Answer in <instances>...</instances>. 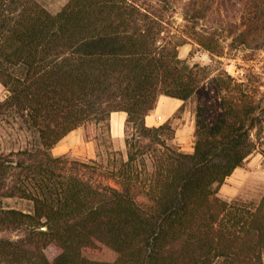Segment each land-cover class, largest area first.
Instances as JSON below:
<instances>
[{"label":"trees","instance_id":"1","mask_svg":"<svg viewBox=\"0 0 264 264\" xmlns=\"http://www.w3.org/2000/svg\"><path fill=\"white\" fill-rule=\"evenodd\" d=\"M160 8L69 0L51 13L37 0H0V123L34 135L0 154V264H264V196L253 206L220 194L259 146L264 155V98L220 70L221 113L208 121L203 108L192 152L169 142L168 120L148 126L160 96L186 102L207 70L180 58L193 32ZM116 111L127 113V159L112 151L103 168L53 154L87 124L111 140ZM11 197L33 211L1 205Z\"/></svg>","mask_w":264,"mask_h":264},{"label":"rangeland","instance_id":"2","mask_svg":"<svg viewBox=\"0 0 264 264\" xmlns=\"http://www.w3.org/2000/svg\"><path fill=\"white\" fill-rule=\"evenodd\" d=\"M37 1L49 12L57 13L69 0ZM146 1L159 2L162 5L161 13L171 20L174 28H183L186 24L190 26L194 40L179 47V56L190 65L207 69L196 93L182 102L179 109L167 119L171 126L169 142L183 152L190 153L194 146L196 119L202 114L203 108L208 121L216 120L221 113L219 91L212 79L214 74L226 70L252 90L256 100L264 98V0ZM188 2H192L187 10L193 17L189 23L183 18L186 11L184 6ZM198 40H205L207 44L212 41L210 46L217 51L210 52ZM218 51L221 56L217 55ZM5 95L6 91L0 85V98ZM163 96L159 97L156 108ZM156 108L153 113L158 116ZM33 136L31 132L19 129L18 124L0 123V154L18 150L30 143ZM252 138L256 142V129L252 132ZM112 151L115 152L116 160L127 159L125 135L122 142L115 141L113 137L111 140L102 139L100 130L93 124L80 126L53 148L55 156L66 155L69 159L82 162L96 160L103 168L113 164L108 161L110 156L112 158ZM261 152L262 147L259 146L244 165L226 179L220 190L222 197L253 206L260 202L264 196V155ZM1 205L25 212L33 211V204L19 197L3 198Z\"/></svg>","mask_w":264,"mask_h":264},{"label":"crops","instance_id":"3","mask_svg":"<svg viewBox=\"0 0 264 264\" xmlns=\"http://www.w3.org/2000/svg\"><path fill=\"white\" fill-rule=\"evenodd\" d=\"M182 100L163 96L158 103L156 108V114L153 112L146 116L145 122L148 126H159L164 121H166L171 114H173L182 105ZM156 116V117H155ZM164 117L165 120L161 121ZM127 118V113L124 111H116L111 114V134L115 141L122 142L125 135V121ZM67 137V136H66ZM65 139V138H64Z\"/></svg>","mask_w":264,"mask_h":264},{"label":"water","instance_id":"4","mask_svg":"<svg viewBox=\"0 0 264 264\" xmlns=\"http://www.w3.org/2000/svg\"><path fill=\"white\" fill-rule=\"evenodd\" d=\"M41 229H43V230H46V229H47V227H46V226H43Z\"/></svg>","mask_w":264,"mask_h":264}]
</instances>
